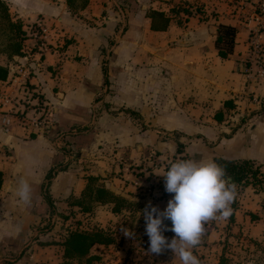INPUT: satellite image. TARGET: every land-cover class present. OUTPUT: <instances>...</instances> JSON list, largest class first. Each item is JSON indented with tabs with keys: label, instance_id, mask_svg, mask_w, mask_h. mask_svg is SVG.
Segmentation results:
<instances>
[{
	"label": "crops",
	"instance_id": "crops-1",
	"mask_svg": "<svg viewBox=\"0 0 264 264\" xmlns=\"http://www.w3.org/2000/svg\"><path fill=\"white\" fill-rule=\"evenodd\" d=\"M5 1L26 38L21 55L1 58L0 264H65L64 236L83 221L51 243L42 227L69 197L93 216L76 204L88 176L122 198L108 218L130 214L127 204L138 218L149 201L166 207L161 175L175 160H250L264 173V53L255 59L245 18L256 0H89L77 12L65 0ZM219 24L236 28L227 57L215 47ZM22 178L33 188L27 205ZM232 208L205 225L193 249L201 264H248L239 257L250 238L264 239V187L237 186ZM139 220L133 255L122 225L119 240L94 244L85 264H181L171 250L148 252Z\"/></svg>",
	"mask_w": 264,
	"mask_h": 264
},
{
	"label": "clouds",
	"instance_id": "clouds-1",
	"mask_svg": "<svg viewBox=\"0 0 264 264\" xmlns=\"http://www.w3.org/2000/svg\"><path fill=\"white\" fill-rule=\"evenodd\" d=\"M161 176L165 192L171 194V199L163 210L149 201L137 218L143 215L145 220L148 252L159 255L171 250L181 264H201L193 249L202 243L205 225L209 221H226L232 216L237 185L227 178L225 167L212 159L175 160ZM32 194V185L26 179H20L17 187L19 199L30 204ZM165 220L171 221L170 228ZM16 230L20 231L19 226ZM122 231L126 237L135 236L127 228ZM165 231H172L174 237L169 240L163 234Z\"/></svg>",
	"mask_w": 264,
	"mask_h": 264
},
{
	"label": "trees",
	"instance_id": "trees-1",
	"mask_svg": "<svg viewBox=\"0 0 264 264\" xmlns=\"http://www.w3.org/2000/svg\"><path fill=\"white\" fill-rule=\"evenodd\" d=\"M89 0H65L70 11L77 12L88 5ZM236 28L229 24H219L215 38V47L221 57H227L233 53L235 45ZM26 38V31L20 20L13 19L8 4L5 0H0V80H5L8 76L9 68L6 63L1 62V58L13 59L15 55L22 54L23 41ZM215 161L225 167L227 178L234 181L237 186L251 184L256 189L264 187V175L260 167L250 160L233 161L216 158ZM95 177L88 176L87 184L84 187L81 197L76 200V204L81 210H91L94 203H113L112 211H118L117 201L122 200L113 191L102 185L94 184ZM2 173L0 171V184ZM171 227V221L167 220ZM112 241L102 229L82 231L78 229L70 230L62 241L64 249V259H84L87 263L92 259L89 255L90 248L96 244H109ZM255 264H264V261Z\"/></svg>",
	"mask_w": 264,
	"mask_h": 264
},
{
	"label": "rangeland",
	"instance_id": "rangeland-1",
	"mask_svg": "<svg viewBox=\"0 0 264 264\" xmlns=\"http://www.w3.org/2000/svg\"><path fill=\"white\" fill-rule=\"evenodd\" d=\"M262 174L264 175V173L262 172ZM94 184L96 185H100V183H98L97 181H94ZM260 190V189H259ZM117 194V193H116ZM119 195V194H117ZM72 197L68 198V202L69 204H67L66 206H63V208H59L60 209V218L59 220L53 221V223H51V221H47L46 224H44V226L42 227V229L47 228L46 232H51V234L49 236H47V242L51 243L49 239L51 238H56L59 237L60 234H62L65 230H68L70 226H76L77 224V220H75L78 217V221L81 223L83 221V224L81 225L80 230L82 231H89V230H94V229H102L104 230L106 233H108L114 240H119V235L120 233L118 232V230L123 226H125L127 229L131 230L132 232L135 233L134 237H130L129 241H127L130 245V253L133 255L135 250H138V245L135 243V240L140 243V236H136V233L138 231V225L141 222V220H137V215L135 214V210L137 211L136 207L134 205H129L127 204V208L126 211H128L130 214H125L122 211H120V213L118 215H110V218H108V211L112 209L113 205L109 204L106 205L102 208H98L96 207L97 204H95L93 207L94 209H91L93 216L96 219V216H98L99 218H102V220H97L94 221L93 220H87V217L90 216H83L82 214L79 213L80 210H78L76 207H72V203H71ZM73 201V200H72ZM117 204L120 205V202L117 201ZM94 210V211H93ZM98 213V214H97ZM64 219V220H63ZM67 220V221H66ZM91 222V224H90ZM145 222V221H143ZM102 223H105V229L102 228L101 225ZM88 229H87V228ZM52 233H54L55 235H53ZM115 233V234H114ZM116 235V236H115ZM123 237H121L122 239ZM149 242V237L147 238V240L145 239V242ZM253 242V246H249V249H247V251L243 254V256L239 257L240 260L247 262L248 264H255V263H260L262 261H264V239H260V240H253V238H250V241L247 244H251ZM122 243V241H121ZM120 243V245H121ZM145 247V246H144ZM147 248V246H146ZM145 253H147L145 251ZM147 255L149 257L152 256V254L147 253ZM131 259V263H134L135 261L133 260L134 258H130ZM78 260V259H77ZM81 263L85 264V260L81 259ZM130 263V264H131ZM65 264H76L73 262H65Z\"/></svg>",
	"mask_w": 264,
	"mask_h": 264
},
{
	"label": "built area",
	"instance_id": "built-area-1",
	"mask_svg": "<svg viewBox=\"0 0 264 264\" xmlns=\"http://www.w3.org/2000/svg\"><path fill=\"white\" fill-rule=\"evenodd\" d=\"M253 8L246 13L247 27L250 30V43L252 45V50L255 55V59H259L264 53V45L259 41L262 32H264V0H256L253 4ZM239 6L244 9L243 3L239 2ZM251 56V55H250ZM262 74V71H260ZM46 122V121H45ZM42 123L35 120L33 123L35 126L43 128L47 123Z\"/></svg>",
	"mask_w": 264,
	"mask_h": 264
}]
</instances>
